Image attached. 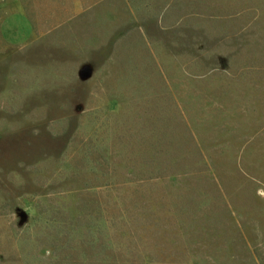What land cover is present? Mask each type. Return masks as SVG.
Masks as SVG:
<instances>
[{"label":"rangeland","instance_id":"374dc122","mask_svg":"<svg viewBox=\"0 0 264 264\" xmlns=\"http://www.w3.org/2000/svg\"><path fill=\"white\" fill-rule=\"evenodd\" d=\"M0 264H264V0H108L1 55Z\"/></svg>","mask_w":264,"mask_h":264},{"label":"crops","instance_id":"0c3cea01","mask_svg":"<svg viewBox=\"0 0 264 264\" xmlns=\"http://www.w3.org/2000/svg\"><path fill=\"white\" fill-rule=\"evenodd\" d=\"M108 0H0V56L55 34Z\"/></svg>","mask_w":264,"mask_h":264}]
</instances>
